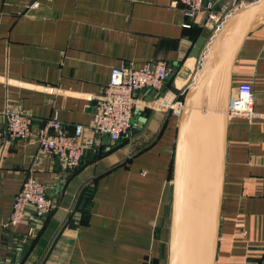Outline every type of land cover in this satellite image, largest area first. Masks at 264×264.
Instances as JSON below:
<instances>
[{"label": "crops", "instance_id": "1", "mask_svg": "<svg viewBox=\"0 0 264 264\" xmlns=\"http://www.w3.org/2000/svg\"><path fill=\"white\" fill-rule=\"evenodd\" d=\"M170 1L0 0V109L19 105L31 118L26 139L0 146V264H160L179 113L149 102L156 94L182 101L214 34L202 13L184 27ZM209 1L230 12L255 0ZM157 60L172 75L156 94L138 90L126 134L103 144L91 125L109 71ZM230 79V92L250 85L253 110L264 114V23L243 39ZM52 114L68 133L82 124L81 139L92 140L74 168L37 153L36 131ZM28 175L56 207L41 219L27 208L6 225ZM213 264H264V118H227Z\"/></svg>", "mask_w": 264, "mask_h": 264}, {"label": "water", "instance_id": "2", "mask_svg": "<svg viewBox=\"0 0 264 264\" xmlns=\"http://www.w3.org/2000/svg\"><path fill=\"white\" fill-rule=\"evenodd\" d=\"M264 23V0L232 9L214 32L181 101L172 163L166 264H213L223 183L231 68ZM103 136V144L108 143ZM81 199L78 208L82 207Z\"/></svg>", "mask_w": 264, "mask_h": 264}, {"label": "built area", "instance_id": "3", "mask_svg": "<svg viewBox=\"0 0 264 264\" xmlns=\"http://www.w3.org/2000/svg\"><path fill=\"white\" fill-rule=\"evenodd\" d=\"M36 5V2H32L29 7ZM170 6L182 7L186 17L184 27L190 26L195 16L202 13L204 21L211 25L213 32L220 27L229 13L226 6L213 10V4L209 0H171ZM172 73L173 67L163 60L145 63L141 67L121 64L111 68L108 81L95 100L91 130L97 135L107 136L109 141L119 140L130 125L136 92L146 89L156 94ZM252 104L250 85L246 82L236 84L227 100V118H264L263 113L253 110ZM149 106L179 113L181 101H167L156 94ZM0 118V146L7 139L24 140L29 136L31 118L19 105L4 104L0 109ZM83 130L82 124L77 123L68 133L62 128L55 114H52L36 131L37 153L51 156L66 168H74L79 164L84 150L92 145L91 138L81 139ZM55 207V201L45 193V186L28 175L14 194L6 225L21 222L27 208L31 209L35 218L41 219Z\"/></svg>", "mask_w": 264, "mask_h": 264}, {"label": "trees", "instance_id": "4", "mask_svg": "<svg viewBox=\"0 0 264 264\" xmlns=\"http://www.w3.org/2000/svg\"><path fill=\"white\" fill-rule=\"evenodd\" d=\"M187 28H190V26H188ZM171 167V166H170ZM88 192H84V195L82 194V196H84L85 198L87 197V194ZM83 209L81 208L80 211H81V221H85L86 220V217H87V213L86 212H83L82 211ZM152 264H156L155 262V259L152 260Z\"/></svg>", "mask_w": 264, "mask_h": 264}, {"label": "rangeland", "instance_id": "5", "mask_svg": "<svg viewBox=\"0 0 264 264\" xmlns=\"http://www.w3.org/2000/svg\"><path fill=\"white\" fill-rule=\"evenodd\" d=\"M165 249V248H164ZM163 258H161L160 260V264H166V259H167V245H166V249L165 252H163Z\"/></svg>", "mask_w": 264, "mask_h": 264}]
</instances>
